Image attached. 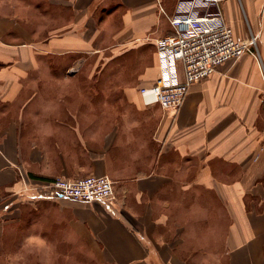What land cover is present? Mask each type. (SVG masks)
I'll return each mask as SVG.
<instances>
[{
	"label": "crops",
	"instance_id": "crops-1",
	"mask_svg": "<svg viewBox=\"0 0 264 264\" xmlns=\"http://www.w3.org/2000/svg\"><path fill=\"white\" fill-rule=\"evenodd\" d=\"M177 4L0 0V264H264V0L221 2L235 37L257 38L263 67L249 54L229 61L166 111L139 89L156 80L155 42L172 32ZM150 52L127 98L151 114L98 108L87 130L80 108L61 106L118 101L33 93L64 63L97 75L102 58L125 55L137 73ZM85 175L108 176L114 200L35 189Z\"/></svg>",
	"mask_w": 264,
	"mask_h": 264
},
{
	"label": "built area",
	"instance_id": "built-area-1",
	"mask_svg": "<svg viewBox=\"0 0 264 264\" xmlns=\"http://www.w3.org/2000/svg\"><path fill=\"white\" fill-rule=\"evenodd\" d=\"M222 0H178L169 18L172 32L156 40L158 74L153 85L139 89L145 106L178 109L190 88L211 77L218 67L245 54L262 66L257 38L238 40L227 22ZM264 73V70H263ZM264 75V74H263ZM85 203H110L113 183L108 176L55 178L35 188Z\"/></svg>",
	"mask_w": 264,
	"mask_h": 264
},
{
	"label": "rangeland",
	"instance_id": "rangeland-1",
	"mask_svg": "<svg viewBox=\"0 0 264 264\" xmlns=\"http://www.w3.org/2000/svg\"><path fill=\"white\" fill-rule=\"evenodd\" d=\"M152 55L153 53L150 52V58L147 59L146 63L139 69V72L137 73L133 68L135 65H137V61L133 58H126L125 55L116 59H111V57L102 58L101 65L105 66V68L102 70V73H97V75H90L88 69H84L79 73L75 70H73L72 72H65V66H67V63H64L63 65L65 66L62 65L57 70H48V72L46 71L42 75H39L41 77V85L36 86V90H33V93L36 92L38 98H67L72 100H97L100 98H105L115 99L118 101V106L105 105V102H103L101 107H95V105L88 102H86L84 106L80 107L61 106L63 110L64 108H73V110L80 108V111L84 112L83 121L85 122L82 123L85 124L87 130L93 129V123L90 122V120L93 119L94 114H98V112L95 111L98 108L102 109L103 114L132 113L139 115H148L151 114V111L148 109H137L128 101L127 93L131 91H136L143 84L142 75L145 74L146 66H149L151 62H153ZM94 64V61L89 60L87 61L86 65L93 66ZM123 69H127V72H125ZM36 108L40 110L41 107L38 106ZM42 108L45 109L46 107L43 106ZM60 113L62 114L59 115V117L62 119H66L68 117L67 115L70 114L68 112L62 111ZM26 125L30 127L33 125V122H27ZM101 126L103 129L102 131L108 132L110 128V122L103 121ZM70 140L64 139L63 143L69 142V144L71 145L72 141ZM85 140L87 145H91V147L93 146V138L89 136V132L86 133ZM86 176L87 175H85V177ZM29 206L30 209L33 208V205Z\"/></svg>",
	"mask_w": 264,
	"mask_h": 264
}]
</instances>
